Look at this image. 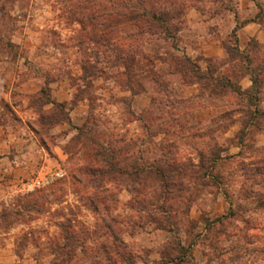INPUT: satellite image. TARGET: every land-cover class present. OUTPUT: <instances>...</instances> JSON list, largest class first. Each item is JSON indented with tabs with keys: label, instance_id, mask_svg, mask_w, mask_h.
<instances>
[{
	"label": "rangeland",
	"instance_id": "1",
	"mask_svg": "<svg viewBox=\"0 0 264 264\" xmlns=\"http://www.w3.org/2000/svg\"><path fill=\"white\" fill-rule=\"evenodd\" d=\"M235 1L0 0V264H264Z\"/></svg>",
	"mask_w": 264,
	"mask_h": 264
},
{
	"label": "crops",
	"instance_id": "2",
	"mask_svg": "<svg viewBox=\"0 0 264 264\" xmlns=\"http://www.w3.org/2000/svg\"><path fill=\"white\" fill-rule=\"evenodd\" d=\"M235 3L237 5V13H233V21L235 24H237L236 14L241 15L243 13L244 15V17L238 21L236 29L239 50L247 51L256 42L261 48V51H264V0H236ZM207 43L208 42L205 41V46L203 47V56L207 58L220 56V50L214 40L211 39L210 46H208ZM251 75V72L248 71L240 76L238 84L241 90H248L252 87L253 83ZM259 96L262 97L261 101L264 103V92H260ZM9 140L11 141L9 138L4 142V144H10L11 142ZM33 144H36V142L32 136H22L20 141L21 146L16 148L18 153H14V157L19 159L23 154H27V146ZM260 145H264V143H261ZM5 146L7 145L5 144ZM6 158L11 159L12 157H10V155H4L3 157H0V160L2 161ZM16 165L18 164L16 163ZM18 169L20 170V168H17L16 171H18Z\"/></svg>",
	"mask_w": 264,
	"mask_h": 264
},
{
	"label": "trees",
	"instance_id": "3",
	"mask_svg": "<svg viewBox=\"0 0 264 264\" xmlns=\"http://www.w3.org/2000/svg\"><path fill=\"white\" fill-rule=\"evenodd\" d=\"M145 12H144V10H142V12H141V14H139V16H137V17H135V19L136 18H138V19H140L141 17H144L145 16V14H144ZM154 16V15H153ZM140 17V18H139ZM155 17V16H154ZM156 19L159 21V22H164L166 19H167V17H165V18H161V17H156ZM164 20V21H163ZM147 23V28H149V26L151 25V23L150 22H146ZM150 24V25H149ZM162 28H165V27H162ZM233 33H234V35H236V29H234V31H233ZM247 59V58H246ZM246 61H249V59H247ZM252 87H254L255 86V84L257 83V80H256V78H253L252 77ZM251 87V88H252ZM235 92L237 93V94H242V91H241V89H235Z\"/></svg>",
	"mask_w": 264,
	"mask_h": 264
}]
</instances>
